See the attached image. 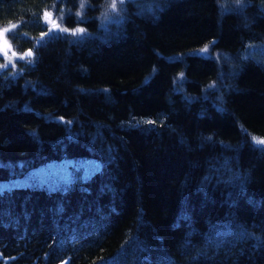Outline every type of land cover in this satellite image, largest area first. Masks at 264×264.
Segmentation results:
<instances>
[{
	"label": "trees",
	"instance_id": "trees-1",
	"mask_svg": "<svg viewBox=\"0 0 264 264\" xmlns=\"http://www.w3.org/2000/svg\"><path fill=\"white\" fill-rule=\"evenodd\" d=\"M112 5L0 0V182L97 162L0 185V264H264V0Z\"/></svg>",
	"mask_w": 264,
	"mask_h": 264
},
{
	"label": "rangeland",
	"instance_id": "rangeland-1",
	"mask_svg": "<svg viewBox=\"0 0 264 264\" xmlns=\"http://www.w3.org/2000/svg\"><path fill=\"white\" fill-rule=\"evenodd\" d=\"M118 2H123L122 0H117ZM115 0V3L117 2ZM113 3V0H111ZM52 25H55L52 23ZM56 26V25H55ZM58 26H56L57 29ZM4 40H6V54L3 55L5 64L11 63L10 60L16 54V51L12 50V46L10 40H8L6 36L7 29L3 28ZM250 51L261 55L264 58V45H251ZM257 143L264 144V140L255 139ZM97 166V162L92 159H80V158H64V160L53 161V163L46 164L41 168L32 169L29 174H27L24 178L12 179L8 182H0L1 187L10 188L13 186H21L26 185L23 182H27L30 184H38L41 186H46L47 188L50 186L54 187H63L65 183L72 182L76 177H80L81 179H85L89 174H91L95 167ZM49 187V188H50Z\"/></svg>",
	"mask_w": 264,
	"mask_h": 264
},
{
	"label": "water",
	"instance_id": "water-1",
	"mask_svg": "<svg viewBox=\"0 0 264 264\" xmlns=\"http://www.w3.org/2000/svg\"><path fill=\"white\" fill-rule=\"evenodd\" d=\"M54 28V27H53ZM5 48H6V40H4V35H3V31L2 30H0V51L3 53V54H6V50H5ZM66 263V261L64 260V261H60V262H58V264H65Z\"/></svg>",
	"mask_w": 264,
	"mask_h": 264
},
{
	"label": "snow or ice",
	"instance_id": "snow-or-ice-1",
	"mask_svg": "<svg viewBox=\"0 0 264 264\" xmlns=\"http://www.w3.org/2000/svg\"><path fill=\"white\" fill-rule=\"evenodd\" d=\"M112 6L115 7V0H113V5Z\"/></svg>",
	"mask_w": 264,
	"mask_h": 264
},
{
	"label": "bare ground",
	"instance_id": "bare-ground-1",
	"mask_svg": "<svg viewBox=\"0 0 264 264\" xmlns=\"http://www.w3.org/2000/svg\"><path fill=\"white\" fill-rule=\"evenodd\" d=\"M53 27L55 28L56 26H53ZM53 27H52V29H54Z\"/></svg>",
	"mask_w": 264,
	"mask_h": 264
}]
</instances>
